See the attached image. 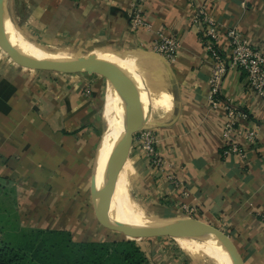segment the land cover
<instances>
[{"label":"crops","instance_id":"1","mask_svg":"<svg viewBox=\"0 0 264 264\" xmlns=\"http://www.w3.org/2000/svg\"><path fill=\"white\" fill-rule=\"evenodd\" d=\"M134 4L135 0H5V11L12 37L27 47L102 50L89 55L115 59L136 86L139 102H144L143 117L149 114L152 89H167L170 107L155 106L153 97L145 124L157 131L164 166L150 168L144 153L132 145L133 135L113 164L114 190L129 195L133 181L132 193L161 220L177 217L182 205L193 207V218L228 235L242 264H264V102L251 93L243 71L231 70L225 77L223 98L248 114L239 121L244 133H257L255 146L244 137L238 139L246 158L226 155V112L210 104L215 63L192 25L191 7L206 8L220 24L223 47L226 31L237 28L264 51V0H150L145 13L151 28L137 31L130 18ZM161 31L181 40L174 63L152 51ZM153 58L158 61L150 62ZM138 67L152 73L155 82L160 77L159 85L145 86ZM100 81L94 73L23 65L0 45L2 241L29 230L65 231L77 242L133 241L108 237L115 231L97 220L91 197L96 157L115 117L113 88L104 94ZM126 160L129 176L119 178ZM112 200V210L130 214L119 207L117 193H112ZM97 231L107 235L90 237ZM135 242L152 264H228L217 252L202 257L184 251L179 238Z\"/></svg>","mask_w":264,"mask_h":264},{"label":"water","instance_id":"2","mask_svg":"<svg viewBox=\"0 0 264 264\" xmlns=\"http://www.w3.org/2000/svg\"><path fill=\"white\" fill-rule=\"evenodd\" d=\"M7 19L5 11V0H0V45L16 61L36 69L53 70L60 73H80L96 71L103 74L111 83L116 94L123 104L121 113L122 133L109 156L103 174V182L98 185V161L96 157L95 167L91 180V197L95 209V214L99 222L105 227L115 232H121L135 238H183L215 239L226 251L231 264H242L237 249L232 240L220 229L202 220L192 217L172 218L158 220L147 225H128L111 218V205L114 176L112 167L118 156L120 149L131 141L132 136L142 128V114L137 88L131 78L115 64L103 60L96 55H86L73 57L70 59H36L18 47L14 46L6 32L5 21Z\"/></svg>","mask_w":264,"mask_h":264},{"label":"built area","instance_id":"3","mask_svg":"<svg viewBox=\"0 0 264 264\" xmlns=\"http://www.w3.org/2000/svg\"><path fill=\"white\" fill-rule=\"evenodd\" d=\"M150 0H135L130 14L133 31L151 28L147 17L146 8ZM190 3L192 0H188ZM192 25L197 29L201 42L213 59L215 66L209 79L210 104L217 109L223 107L226 112L225 123V148L226 155H236L246 158V152L240 147L238 139L244 137L249 145L255 146L257 133L247 131L244 133L239 125L241 119H247L245 111L236 109L230 100L223 98L222 83L231 70H241L245 73L248 88L252 94L259 96L264 102V51L255 47L251 40L243 35L237 28L226 31L227 44L223 47L222 27L207 12L204 7H193ZM181 49V40L167 35L164 31L159 33L158 39L152 46V51L169 63L177 60ZM139 142L143 146L147 164L152 169H161L164 162L158 155L159 137L154 131L144 129ZM181 212L184 217H192L195 214L193 207L182 205ZM0 233V240H1Z\"/></svg>","mask_w":264,"mask_h":264},{"label":"trees","instance_id":"4","mask_svg":"<svg viewBox=\"0 0 264 264\" xmlns=\"http://www.w3.org/2000/svg\"><path fill=\"white\" fill-rule=\"evenodd\" d=\"M15 239L0 241V264H152L135 241L77 242L68 232L48 230Z\"/></svg>","mask_w":264,"mask_h":264},{"label":"rangeland","instance_id":"5","mask_svg":"<svg viewBox=\"0 0 264 264\" xmlns=\"http://www.w3.org/2000/svg\"><path fill=\"white\" fill-rule=\"evenodd\" d=\"M35 49L47 54V55H52V56H57V57H63V58H73V57H80V56H86V55H89L91 53H94V52H102V50H96V51H88L86 50L85 48H78V49H75L73 48L72 50L71 49H65V50H62V49H47V48H43V47H34ZM104 52V51H103ZM107 52V51H106ZM114 54V53H113ZM114 55H117V54H114ZM101 56V55H99ZM117 56H121V55H117ZM123 57V56H121ZM150 60V59H149ZM158 61V59H155L153 58V60H151L150 62L152 61ZM156 64V63H155ZM140 66V65H138ZM45 71H50V72H55L53 70H45ZM87 72V71H85ZM137 72L139 73V76L143 79V82L145 83V86L147 87H152L154 84H157L159 85L158 83H160L159 81H161V79H159L160 77H156V82L154 81V78H152V73L150 72H146V71H143L141 69V67H138L137 69ZM94 74L98 75L99 76V79L101 80L100 83L101 85L103 86L102 89H103V92L104 94L107 93V91L110 89V88H113V86L111 85V83L107 80L106 77L103 76V74H101L100 72L96 71ZM151 77V80L150 78ZM158 82V83H157ZM150 89V88H149ZM152 93V92H151ZM153 94V93H152ZM149 97L151 98L150 101H151V104L150 106L147 105L146 109H147V113H149L146 117H143L142 118V123L144 124L143 127L138 131L136 132L134 135V140L132 141V145L134 144V147L137 148V152H143V146L140 144L139 142V136L141 134V132L144 130V129H150L152 131L155 132V134L157 135V131L154 130L153 126L151 127H148L146 126L150 120H147V118L149 117V115L151 114V111L154 107V94L153 96H150L149 94ZM156 99V102H157V98L155 97ZM156 102H155V106L156 105ZM140 107H141V112L143 110H145V105H144V102L143 100L141 99L140 101ZM146 124V125H145ZM144 127H148V128H144ZM158 136V135H157ZM133 137V136H132ZM145 156V154H144ZM146 158V156H145ZM123 166L121 165V172L119 173V178L121 176V174L124 175V177H126V179L128 178V169H129V165L127 163V160L123 162ZM126 167L127 170L125 171H122V169ZM132 180V179H130ZM131 184H133V181H130V186H128L129 188V195L125 194L124 192L122 191H117L116 192V188L114 190V184H113V193L115 195V193H117V197L119 196L121 198V200H118L119 201V207L122 209V211H129L130 214L128 215H122L121 218L122 220L124 221H127L129 223H133V224H148V223H152V222H155V221H158V220H161L159 219L156 215H154L150 210V205L147 204V202L145 201H142V199H140L138 197V195H136L134 192L132 193L131 191ZM130 197H131V200H130ZM127 198V199H126ZM129 208V209H128ZM96 215V214H95ZM185 214L183 213H179L177 215V217L175 218H181V217H184ZM98 220V219H97ZM99 221V220H98ZM108 229V228H106ZM109 231H112L110 229H108ZM103 232V231H102ZM95 235L97 236H94V235H90V237L92 238H97L98 236L101 237H105V235H107L106 233L107 232H103L104 235L102 233H98L97 232H94ZM94 233H91V234H94ZM110 236L108 237H114V238H117V239H129V240H133V241H139L140 243H143L145 241H147L148 238H135V237H131V236H128L126 234H123L121 232H109ZM15 239V238H14ZM14 242H18L17 239L13 240ZM179 241H184V242H181L182 244H180V247H182L184 249V251L186 250L187 252H190V253H193V254H197L199 256H204V255H207V254H212V256H215L217 255L216 254V251L213 250L212 247H210L208 245L207 242L205 241H202V240H197V239H184L183 238H179ZM179 242V243H180ZM205 259H199L197 260L198 262L200 261H204ZM210 262H212L210 260Z\"/></svg>","mask_w":264,"mask_h":264},{"label":"bare ground","instance_id":"6","mask_svg":"<svg viewBox=\"0 0 264 264\" xmlns=\"http://www.w3.org/2000/svg\"><path fill=\"white\" fill-rule=\"evenodd\" d=\"M5 27H6V32L7 35L11 41V43L18 47L21 51H23L24 53H26L27 55L36 58V59H40V60H44V59H70V58H63V57H57V56H52V55H47L35 48H31V47H27L25 45H23L22 43H19V41L17 42L11 35L9 27H8V22L7 19L5 21ZM99 58L103 59V60H107L113 64H115L116 66H118L120 69V65L119 63L108 56H104V55H96ZM122 61V60H121ZM124 64V63H123ZM128 65V64H127ZM123 70V69H121ZM136 71V70H135ZM114 95H115V117L113 119V121L111 122L110 128L106 134L105 137V143L103 145L102 151L99 154V161H98V165H97V169H98V185L101 186L103 180V174L105 171V167L106 164L108 162L109 156L112 153V150L114 148V146L116 145L121 133H122V123H121V113H123V104L121 102V100L119 99L118 95L116 94L114 88ZM154 96L157 98V102L156 105L158 107L167 109L170 107V94L167 91V89H165L163 86H157L155 88L152 89L151 91ZM122 215L118 214L115 210L111 209V218L119 221V222H123L125 224L128 225H137V226H141V224H133V223H129L127 221L122 220L121 218ZM142 225H147V224H142ZM205 242L208 243V245L210 247L213 248L214 251H216L217 253L221 254L226 261L228 262V264H231L229 257L226 253V251L223 249V247L213 238H209L206 239Z\"/></svg>","mask_w":264,"mask_h":264}]
</instances>
